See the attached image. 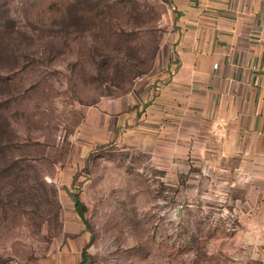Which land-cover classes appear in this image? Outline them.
Listing matches in <instances>:
<instances>
[{
	"label": "rangeland",
	"instance_id": "rangeland-1",
	"mask_svg": "<svg viewBox=\"0 0 264 264\" xmlns=\"http://www.w3.org/2000/svg\"><path fill=\"white\" fill-rule=\"evenodd\" d=\"M175 22L170 0H0V264H210L174 183L80 136L88 107L158 70Z\"/></svg>",
	"mask_w": 264,
	"mask_h": 264
},
{
	"label": "crops",
	"instance_id": "crops-1",
	"mask_svg": "<svg viewBox=\"0 0 264 264\" xmlns=\"http://www.w3.org/2000/svg\"><path fill=\"white\" fill-rule=\"evenodd\" d=\"M170 8L158 70L88 107L80 136L144 154L174 183L180 220L211 225L196 235L210 264H264V0Z\"/></svg>",
	"mask_w": 264,
	"mask_h": 264
},
{
	"label": "trees",
	"instance_id": "trees-1",
	"mask_svg": "<svg viewBox=\"0 0 264 264\" xmlns=\"http://www.w3.org/2000/svg\"><path fill=\"white\" fill-rule=\"evenodd\" d=\"M72 199L74 201V204H75V209L76 211L78 212L79 216L82 218V220L84 222H87L86 221V212H87V208L86 206L81 202L80 198H79V195H72ZM83 260H82V264H85V260H86V252L84 251L83 252Z\"/></svg>",
	"mask_w": 264,
	"mask_h": 264
}]
</instances>
